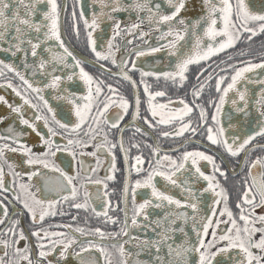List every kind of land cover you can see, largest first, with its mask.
Masks as SVG:
<instances>
[{"label":"snow or ice","instance_id":"6c2138e0","mask_svg":"<svg viewBox=\"0 0 264 264\" xmlns=\"http://www.w3.org/2000/svg\"><path fill=\"white\" fill-rule=\"evenodd\" d=\"M190 3L74 0L69 13L58 0H0V87L19 99L0 95L11 117L0 129V264H69V256L74 264H264V74L247 75L264 71V40L258 55L250 47L264 38V0H199L191 14ZM62 14L77 41L82 25L91 60L68 42ZM158 52L168 70L138 65ZM201 129L204 146L187 148L200 142L185 134ZM160 138L183 143L165 149ZM117 149L125 169L113 202L98 186L116 180ZM59 153L70 154L66 165ZM104 158L106 175L94 179ZM89 209L114 228L74 223ZM133 228L151 234L133 236ZM133 242L134 250L125 247Z\"/></svg>","mask_w":264,"mask_h":264},{"label":"flooded vegetation","instance_id":"af4514ba","mask_svg":"<svg viewBox=\"0 0 264 264\" xmlns=\"http://www.w3.org/2000/svg\"><path fill=\"white\" fill-rule=\"evenodd\" d=\"M59 3H61L62 5L64 3H67L68 5V11L69 13L72 10V6H73V2L74 0H58ZM85 3H87V0H85ZM256 7L260 6V0H256ZM199 10V0H191L190 6H189V12L194 13L196 11ZM77 11H79L77 9ZM86 13H87V8H86ZM120 17L122 19L127 18L128 14L126 13H120L119 14ZM129 22H131V19H129ZM62 24H63V28H64V34L67 36L68 38V42L71 44V46L75 49V52L79 55H83L88 57L89 60L92 59L91 57V53L89 51L86 50V48L84 47V43H83V27L81 25V39L80 41H77L74 38V35L72 33H70L68 31V17L66 14H62ZM102 27L104 28L105 32H107L108 29V22H106L104 25H102ZM145 28H147V25H144ZM99 31V30H98ZM262 40H264V38L261 37H257L254 40V43H252L250 45V47L252 48L254 54L258 55V52L260 50V45ZM149 43H153L152 41H149ZM127 47H131V45H127ZM143 47V45H142ZM237 48L243 47L242 45L238 44L236 46ZM239 59H245V57H238ZM157 61H160V63H157ZM167 64L168 61L165 57V54L163 52H158V53H146L143 57L138 58V65L139 66H143L146 68V70L148 69H155V70H168L167 69ZM85 68L88 71L91 72H97V69L92 67V65L90 63H86ZM195 66L192 67V71L194 72ZM254 72L258 73L255 77L258 78L261 74H264V71L260 70V69H256L254 70ZM253 72V73H254ZM253 73L247 74L249 75L251 78L253 77ZM138 72L134 73V76L138 78ZM11 78V77H10ZM149 82L153 84V87L156 88L157 84L154 81L153 78L149 77ZM13 83H19L18 81H13ZM161 84L163 83V81L161 80L160 82ZM254 88L258 89V86H253ZM185 92V89H181L179 93H175L174 91H170L169 95L173 96V95H183ZM0 95H4L6 97V99H8L10 102L13 100H16L17 102H19V99L17 97H15L14 93L11 91V89H8L6 87H0ZM46 95H48V98L51 100V96L50 93L48 92V90H46ZM53 104L55 105L57 102L56 101H52ZM177 107L179 105H176ZM143 104L141 107V115L144 114L143 112ZM9 112V109H7V107L0 102V115H5L7 118L5 121L0 122V129H3L4 125L7 124L9 122V119H11V117H8L7 114ZM231 112V105L230 104H226L222 113V122L227 124V119L225 118V114H228ZM193 120H195V114H193L192 116ZM129 116H125V120H128ZM235 119V117H234ZM203 131V129H201L200 132H198L195 136H191V134L186 133L185 135L189 137V139L200 142V143H189L187 144V148L192 149V148H201L204 146V137L201 135V132ZM229 134H231V132H229ZM128 133H125V136L127 137ZM24 139H26L29 143H32L33 140L35 139V134H30L29 136L25 137ZM149 142L151 143V138H149ZM177 143H183V138H178L176 140H173L171 138L165 139V138H160V144L163 148L165 149H169L175 146V144ZM89 151L91 150V148L88 149ZM145 154H147V149H143ZM136 150L132 149L131 150V154L135 155ZM116 155H117V169H119V171H117L115 173L116 176V180L115 181H105L108 184V189H104L102 185L98 186L99 187V194L102 195V193L104 191H109V199L112 200L113 202H116L120 196H121V189L123 186V178H124V169H125V165L123 163V159H122V154L119 152V150H116ZM58 156L61 157V159L64 161V164L66 165L67 162L70 160V154L68 153H59ZM16 162L19 164L21 157L19 154H15L13 157ZM85 165L89 166L95 165V159L92 157H85ZM57 163H60V160H57ZM234 163V162H233ZM27 166L25 165H21L20 168L17 169V171H22L26 168ZM109 167V161L107 158H104V162L103 164L99 167L98 171L93 175V178H101L103 179L106 175V169ZM76 168L77 170H79V160L76 161ZM242 175V173H241ZM137 178L136 173L133 171L131 173V180H135ZM233 178L231 176H229V181H228V187L229 190L232 192V198L235 199V195H236V191L233 187L232 184ZM110 190H114V191H110ZM91 192L93 193H97V186H93V188L90 189ZM139 194L143 193V189H138L137 190ZM7 195V194H6ZM139 195L137 197V199L139 200ZM6 203L8 204V209H9V216L13 215V211H14V202L12 201H6ZM102 204V200L99 199H95L94 198V205L99 207ZM16 208H19L20 205L19 204H15ZM129 208H131V192H129ZM65 211H67V208H65ZM259 211V210H257ZM72 214H76V210H72ZM109 214L110 215H117L121 218V220H123V213L118 211V210H113V209H109ZM102 217L100 219H97L94 214L91 213V210L89 209L87 212H85L84 210H79L78 216H77V220L74 222L76 224H84L85 221H88L89 226H97L98 224H100V226L105 227L106 230H112L114 228L113 225H103L101 224L102 221ZM53 222H71L69 221V217L68 216H57L53 218ZM24 224H27V217H25L24 220ZM133 236H143V235H150L151 233H146L144 232L143 229H137V228H133L131 229ZM118 239H126V237H118ZM21 244H23V241L21 242ZM126 248H129V250H134L136 245L135 242H133L131 245L129 244H125ZM140 259H149V256L147 253H140ZM69 264H72V262L74 261V258L69 256L68 258Z\"/></svg>","mask_w":264,"mask_h":264},{"label":"water","instance_id":"95a60500","mask_svg":"<svg viewBox=\"0 0 264 264\" xmlns=\"http://www.w3.org/2000/svg\"><path fill=\"white\" fill-rule=\"evenodd\" d=\"M257 74H258V73L254 72V73H253V77H252V79H256L255 76H256ZM257 90H258V89H257ZM72 264H74V261L72 262Z\"/></svg>","mask_w":264,"mask_h":264}]
</instances>
